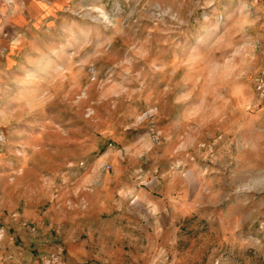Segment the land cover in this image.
Listing matches in <instances>:
<instances>
[{
    "label": "rangeland",
    "instance_id": "obj_1",
    "mask_svg": "<svg viewBox=\"0 0 264 264\" xmlns=\"http://www.w3.org/2000/svg\"><path fill=\"white\" fill-rule=\"evenodd\" d=\"M0 264H264V0H0Z\"/></svg>",
    "mask_w": 264,
    "mask_h": 264
}]
</instances>
